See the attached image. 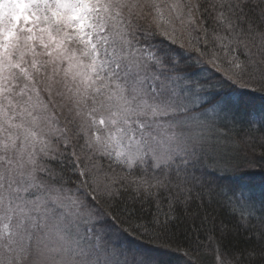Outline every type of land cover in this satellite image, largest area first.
Masks as SVG:
<instances>
[{"label": "snow or ice", "instance_id": "obj_1", "mask_svg": "<svg viewBox=\"0 0 264 264\" xmlns=\"http://www.w3.org/2000/svg\"><path fill=\"white\" fill-rule=\"evenodd\" d=\"M257 90L264 0H0V264H169L162 238L201 211L204 264H244L213 204L264 257L246 169L228 198L210 175L241 147L225 121L264 131Z\"/></svg>", "mask_w": 264, "mask_h": 264}, {"label": "trees", "instance_id": "obj_2", "mask_svg": "<svg viewBox=\"0 0 264 264\" xmlns=\"http://www.w3.org/2000/svg\"><path fill=\"white\" fill-rule=\"evenodd\" d=\"M228 93L230 89H224ZM243 98L248 101L257 110L264 111V92L257 90L255 92L243 91L240 93ZM226 127L220 129L222 133L227 134L233 139L240 140L241 147L238 150L232 167H221L216 172L210 173L216 178V183L220 186H230L231 190L224 193L225 198L231 197L235 188L241 184L240 169H246V179L248 181L245 186L264 187V159L261 154L264 153V131L257 128L248 129L247 121L237 117L235 125L232 120L225 121ZM246 138L247 142L244 143ZM252 160L255 167L247 168V162ZM243 193V192H242ZM261 195L242 194L240 199L246 203L240 205V211L250 213L249 225L260 224L261 218L264 217V189ZM195 195V193H193ZM249 196L247 199L246 197ZM260 198V199H259ZM249 200V203H247ZM258 203V204H257ZM245 205V206H244ZM195 208V204L193 205ZM208 213L215 217V231L218 239H222V244L229 254L243 253L242 259L244 264H248L247 253L255 250L252 258V264H264V257L260 255L261 245L255 238H248L247 231L240 225V213H232L228 208L213 204L206 209ZM203 211L197 215L195 212L190 213L187 217L181 215L180 220L172 225L168 230V235L162 239L170 243L160 244L159 247L166 253L165 259L169 264H204V257L196 250L197 236L204 239V231L201 229V216ZM221 224L226 225L227 235L220 237ZM211 229L212 225H205ZM133 243H146L144 241L135 240L129 237Z\"/></svg>", "mask_w": 264, "mask_h": 264}, {"label": "rangeland", "instance_id": "obj_3", "mask_svg": "<svg viewBox=\"0 0 264 264\" xmlns=\"http://www.w3.org/2000/svg\"><path fill=\"white\" fill-rule=\"evenodd\" d=\"M233 99L236 98V93H233V96H232ZM258 113V112H257ZM242 188H243V193L244 194H251V195H261L260 192L264 189V187H260V188H256V187H249V186H245V185H242ZM242 193V194H243ZM242 196V195H241ZM249 196L246 197V199L248 198ZM260 199V198H259ZM249 203V200L248 202ZM258 204V203H257ZM245 206V205H244Z\"/></svg>", "mask_w": 264, "mask_h": 264}]
</instances>
